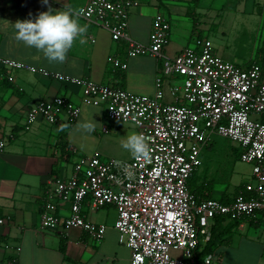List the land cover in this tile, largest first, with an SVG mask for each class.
Masks as SVG:
<instances>
[{
  "label": "built area",
  "instance_id": "obj_1",
  "mask_svg": "<svg viewBox=\"0 0 264 264\" xmlns=\"http://www.w3.org/2000/svg\"><path fill=\"white\" fill-rule=\"evenodd\" d=\"M140 4V0H90L80 17L108 31L113 41H126L130 57L156 58L161 63L156 93L134 94L85 78L75 82L83 87L85 101L105 105L111 119L133 124L148 137L151 158L121 162L99 153L82 157L71 179L52 181L42 226L53 231L81 229L100 242L107 226L86 220L83 206L89 199L94 210L106 206L117 210L115 228L120 243L132 250L131 264H216L213 255L200 262L197 256L202 240L209 243L212 238L213 219L254 217L264 226V122L253 119L264 118V53L244 68L217 55L210 40L198 38L195 47L169 57L164 48L171 25L164 14L156 15L150 44L130 36V13ZM111 61L117 68L128 67L119 59ZM0 69L39 72L4 57ZM171 79L182 82L168 83ZM64 113L74 121L81 110L64 97L40 102L28 110L24 129L31 130L40 118L57 124ZM213 135L237 142L240 159L253 167L252 180L231 203L199 200L189 189V180L202 166V149ZM5 147L6 140H0V151ZM54 198L71 203L67 218L60 219Z\"/></svg>",
  "mask_w": 264,
  "mask_h": 264
},
{
  "label": "crops",
  "instance_id": "obj_2",
  "mask_svg": "<svg viewBox=\"0 0 264 264\" xmlns=\"http://www.w3.org/2000/svg\"><path fill=\"white\" fill-rule=\"evenodd\" d=\"M89 1L48 0V4H44L43 0H0V57L17 60L39 70L32 73L0 69V140H6L5 149L0 151V220H3L0 223V264H131L132 250L119 241V232L115 228L118 214L113 206L94 210L89 199L83 206L87 221L107 226L105 237L100 242L81 229L59 227L53 231L45 229L41 222L44 205L51 198L52 181L56 178L71 179L82 157L96 153L102 157L110 155L119 144L120 133L116 131L115 137L109 136L111 131L103 121V109L85 101L83 87L75 79L110 84L107 86L134 94L154 95L156 80L161 74V63L156 58L130 57L126 41H113L108 31L81 17L79 22L88 25L87 43L81 45L77 42L63 64H50L42 53L14 38L13 24L17 20L34 21L39 13L49 8L55 12L71 7L80 12ZM188 1L140 0V6L130 13V36L135 41L150 44L153 22L156 14H162L158 11L163 5L169 11V18L165 16L171 25L164 53L175 57L183 49L191 47L188 46L190 29L184 27L185 19L194 16L195 11L188 9ZM237 1L241 5L244 0ZM191 2L200 6V0ZM239 11L245 13L246 10ZM214 51L221 56L217 50ZM263 53L264 49L257 61ZM112 58L127 64V69L115 67ZM222 58L233 63L240 61L239 57L227 53H223ZM56 74L64 79L56 78ZM167 82L173 83L175 79ZM165 90L168 93L169 84L165 85ZM57 97H64L79 106V118L73 121L64 113L57 124H49L40 118L31 130L26 131L28 110L33 105ZM167 100H171L169 94ZM91 118L97 123L94 132L75 130L78 122ZM62 125L70 127L58 131ZM133 132L139 133L137 130L124 134ZM211 141L204 148L211 147ZM238 193L227 189L223 195L228 194L233 201ZM54 200L58 204L60 219L67 218L71 203ZM216 226L224 233L221 241L202 256L212 238L209 243L202 240L197 252L199 262L213 255L216 264H264L262 219L219 216L211 221V228Z\"/></svg>",
  "mask_w": 264,
  "mask_h": 264
},
{
  "label": "rangeland",
  "instance_id": "obj_3",
  "mask_svg": "<svg viewBox=\"0 0 264 264\" xmlns=\"http://www.w3.org/2000/svg\"><path fill=\"white\" fill-rule=\"evenodd\" d=\"M191 1L187 3L188 9L195 11V15L185 19L184 27L190 29L191 41L188 46L195 47L198 38L208 39L222 57L223 53L239 57L240 61H234L238 66L246 68L257 61L264 49V0H244L241 5L237 0H200L199 7ZM239 10L246 11L244 13ZM158 12L169 18L165 6L159 7ZM175 82L181 84L182 80L177 79ZM166 102L170 103L171 100ZM100 108L105 115L103 121L111 131L109 136L115 137L116 131L120 133L118 147L113 148L112 154L103 155V158L131 162L133 157L121 147V142L128 135L124 133L137 131L138 128L111 119L105 105ZM253 119L261 121L262 117L253 116ZM98 133L102 134L100 131ZM211 140V147L202 151V166L197 171V180L199 185L209 184L211 198L221 200L227 189L235 192L252 180L253 167L240 159L241 146L237 142L218 135H213ZM259 230L263 231V228ZM174 255L181 257L180 253L174 252Z\"/></svg>",
  "mask_w": 264,
  "mask_h": 264
},
{
  "label": "clouds",
  "instance_id": "obj_4",
  "mask_svg": "<svg viewBox=\"0 0 264 264\" xmlns=\"http://www.w3.org/2000/svg\"><path fill=\"white\" fill-rule=\"evenodd\" d=\"M48 4V0H43ZM81 13L71 7L60 11L49 8L41 12L35 20H17L13 27L14 38L27 47L35 48L42 53L50 63L63 64L67 61V54L78 42L81 45L87 43L86 34L88 25L81 24L79 17ZM96 122L91 118L87 121L78 122L76 131L92 133L96 129ZM69 125H62L58 131H63ZM121 147L128 151L136 160H149L151 148L149 138L140 133H130L121 142Z\"/></svg>",
  "mask_w": 264,
  "mask_h": 264
},
{
  "label": "trees",
  "instance_id": "obj_5",
  "mask_svg": "<svg viewBox=\"0 0 264 264\" xmlns=\"http://www.w3.org/2000/svg\"><path fill=\"white\" fill-rule=\"evenodd\" d=\"M264 122V118L262 119ZM197 171L193 174L191 179L189 180V189L191 193H193L200 200L211 199L210 193L208 192L209 184L203 183L201 185L198 184L197 180ZM245 185L238 188L237 193L244 188ZM232 199H230L228 194H224L221 198V201L224 203H230ZM223 232L219 229V226L212 228V241L207 245V247L202 251L201 255H206L213 250V248L217 245L223 236Z\"/></svg>",
  "mask_w": 264,
  "mask_h": 264
}]
</instances>
